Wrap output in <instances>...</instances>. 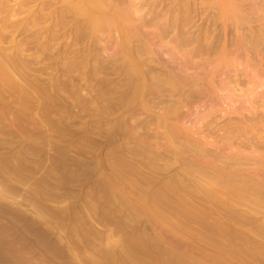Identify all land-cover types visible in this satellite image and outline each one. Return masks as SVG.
I'll return each mask as SVG.
<instances>
[{
    "label": "bare ground",
    "instance_id": "obj_1",
    "mask_svg": "<svg viewBox=\"0 0 264 264\" xmlns=\"http://www.w3.org/2000/svg\"><path fill=\"white\" fill-rule=\"evenodd\" d=\"M11 1L0 0V107L25 109L26 98L65 89L76 107L103 109L106 146L126 141L115 146L112 182L154 207L152 220L166 221L156 208L172 204L210 238L252 231L235 227L255 224L249 211L264 208V0ZM45 62L56 77L43 88ZM196 198L209 207L203 217L187 212Z\"/></svg>",
    "mask_w": 264,
    "mask_h": 264
},
{
    "label": "rangeland",
    "instance_id": "obj_2",
    "mask_svg": "<svg viewBox=\"0 0 264 264\" xmlns=\"http://www.w3.org/2000/svg\"><path fill=\"white\" fill-rule=\"evenodd\" d=\"M5 43L0 44L2 48L8 47ZM49 68L53 74L47 68L45 75L43 70L39 74L37 84L43 88L49 77H56L54 66ZM89 84L97 89V83ZM62 91L49 99L46 92L26 98L25 109L0 107V264H264L263 206L251 211L239 208L250 212L259 233L254 223L241 226L245 229L236 225V230L252 229L237 238L206 236L199 220L181 217L172 204L171 209L156 208L166 221L165 217L162 222L152 220L154 207L141 208L134 189L121 190L112 182L120 183L122 150L115 146L122 142L118 147H127L126 141L106 146L103 109L77 108L76 97ZM80 94L99 106L98 92L85 88ZM261 100L254 98L255 106ZM202 110L197 111L199 115ZM140 115L136 116L139 121L148 119ZM135 179V185L145 187ZM195 200L193 208L187 205L185 211L200 216L209 211Z\"/></svg>",
    "mask_w": 264,
    "mask_h": 264
}]
</instances>
